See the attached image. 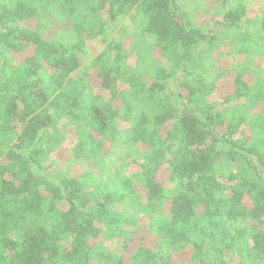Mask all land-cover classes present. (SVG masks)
<instances>
[{"label": "trees", "instance_id": "obj_1", "mask_svg": "<svg viewBox=\"0 0 264 264\" xmlns=\"http://www.w3.org/2000/svg\"><path fill=\"white\" fill-rule=\"evenodd\" d=\"M246 1L223 0L214 27L178 0H0V264H264V109L250 113L264 103V7L250 16ZM53 9L70 20L68 47L47 38ZM146 37L163 65L143 73L125 40ZM87 39L107 47L80 72ZM217 43L244 60L223 103L250 107L211 103L226 76L207 68ZM58 123L76 134V161L126 146L141 152L122 167L137 168L69 177L47 163ZM223 159L238 165L231 185ZM126 234L120 254L104 250Z\"/></svg>", "mask_w": 264, "mask_h": 264}, {"label": "rangeland", "instance_id": "obj_2", "mask_svg": "<svg viewBox=\"0 0 264 264\" xmlns=\"http://www.w3.org/2000/svg\"><path fill=\"white\" fill-rule=\"evenodd\" d=\"M180 5L184 8L183 10L191 15L199 24L203 26H216L213 23L214 20V10H220L222 6L223 0H189L184 5L185 1L178 0ZM264 7V0H247L244 4V8L246 12L250 16L259 17L261 14V10ZM47 20H41L44 25H47L48 33L47 38L58 37L59 42L64 44L65 46H70L75 43L77 40L72 33L70 28V20L64 18L59 11L55 9L52 10V13L47 16ZM214 24V25H213ZM131 28L129 26L128 19H125L121 23L117 24L114 30H110L109 32V40H121V30L124 27ZM221 33V32H220ZM218 33V35H221ZM146 43H143V46L138 49L137 45L132 49L134 40H125L126 48L129 53V59L127 62L128 67L134 69L135 71H140L143 73H147L149 71H154V67H162V62L154 59V55L151 49L152 40L146 37ZM221 38V37H220ZM107 44L99 39H87L85 43V47L82 48L78 57L81 62L80 72L86 70L91 66V64L106 50ZM207 57V68L210 71V75H213L215 72H226V76L220 82L218 87V93L216 97L211 101L216 110H221L222 108H229L230 106L236 107H250L252 105L248 99L244 98L240 101H236L230 105H226L223 103V96L228 95L231 92L233 93V80L235 78V66L239 62H243V58L241 57H233L230 55L228 47L217 43L212 51L206 52ZM16 58L17 62H21L25 59V55L21 54ZM257 67L255 71L261 76L264 77V59L263 61L257 60ZM253 77V76H252ZM253 82V80H252ZM264 103H259L256 107L251 108L250 113L260 114V111H263ZM264 116V113L261 114ZM66 125V124H65ZM63 124L58 123V129L60 135H62L64 142L59 145L49 156L47 163L52 164L57 169L63 170L69 177H78L87 172H93L98 177H102V179L107 180L112 174L116 172V169H122L123 174L126 177H129L131 173H133L137 166L131 165L130 168L122 167L125 166L126 163L130 160L129 156L133 155L137 156L141 150L131 149L126 146H123L106 157H102L96 161V165L90 167L86 165L84 162L76 161L73 153V146L77 140L76 134L72 129L66 128ZM122 129L129 128L128 124H122ZM218 175L222 178L220 181L224 184L231 185L227 177L230 174L237 173L238 165L229 164L224 159L219 162L218 165ZM164 185L168 187L166 184V180L164 181ZM171 189V188H170ZM145 201V200H144ZM143 201V202H144ZM164 214V213H163ZM167 216V213H166ZM128 234L123 237H119L116 239L110 240L107 244H105L104 250L108 252H112L114 254H120L122 250V246L126 240ZM186 259V258H185ZM187 263V260H186Z\"/></svg>", "mask_w": 264, "mask_h": 264}]
</instances>
